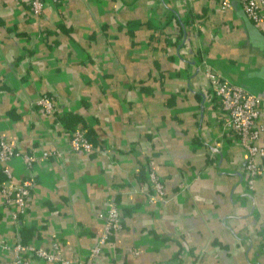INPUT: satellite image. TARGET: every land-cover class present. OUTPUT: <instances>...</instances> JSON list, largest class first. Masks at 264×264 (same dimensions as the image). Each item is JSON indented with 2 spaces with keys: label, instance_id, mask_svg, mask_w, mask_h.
I'll list each match as a JSON object with an SVG mask.
<instances>
[{
  "label": "crops",
  "instance_id": "1",
  "mask_svg": "<svg viewBox=\"0 0 264 264\" xmlns=\"http://www.w3.org/2000/svg\"><path fill=\"white\" fill-rule=\"evenodd\" d=\"M230 3L222 11L220 0H43L35 13L30 0H0V138L50 153L32 163L35 185L16 223L0 163V264L12 255L1 244L17 240L57 242L81 262L110 200L122 226L91 264H264V155L249 187L247 153L196 66L205 60L264 99V22ZM42 94L51 113L35 104ZM68 113L89 127L92 152L69 150L71 131L59 122ZM256 143L264 149V132ZM9 164L23 175L20 156Z\"/></svg>",
  "mask_w": 264,
  "mask_h": 264
},
{
  "label": "built area",
  "instance_id": "2",
  "mask_svg": "<svg viewBox=\"0 0 264 264\" xmlns=\"http://www.w3.org/2000/svg\"><path fill=\"white\" fill-rule=\"evenodd\" d=\"M58 3L59 0H49ZM245 15L253 22H264V0H238ZM32 10L39 13L43 6V0H30ZM230 0H220L222 11L228 9ZM198 69L206 76L216 107L223 111L226 121L223 128L235 134L241 146L245 149L247 156L244 165V174L249 187L254 179L262 172V167L255 161L257 155H264V149L256 143L261 132H264V123L258 122L260 109L264 99L246 88L236 85L225 79L218 71L210 67L205 60H200L196 64ZM35 104L40 106L45 112L53 111L52 98L47 94H42L36 99ZM69 150L73 152L90 153L93 151L92 143L84 135L81 128L71 131L69 137ZM54 153V152H52ZM44 151L42 156L33 153H19L10 144L0 138V163L1 169L6 176V181L1 190L4 193V203L9 207V216L13 222L24 213L27 199L35 185V177L31 170L32 163L43 159L49 155ZM20 156L24 167V173L18 179L14 177V172L10 168L9 162L13 157ZM148 180L150 187L155 191L160 199H164V189L156 173L149 169ZM98 217L102 219V231L87 256L78 263H72L61 255L59 244L54 242L52 247L47 249L34 244H25L17 240L13 245L4 243L1 247L11 250V258L7 264H31L30 256L43 259L47 262L58 264H91L93 258L101 252L102 246L113 231H117L122 226V218L119 206L114 200H110L105 211L99 212Z\"/></svg>",
  "mask_w": 264,
  "mask_h": 264
},
{
  "label": "trees",
  "instance_id": "3",
  "mask_svg": "<svg viewBox=\"0 0 264 264\" xmlns=\"http://www.w3.org/2000/svg\"><path fill=\"white\" fill-rule=\"evenodd\" d=\"M48 95V94H47ZM59 122L64 126L66 127V129H68V131H72L74 130L75 128H81L82 131L84 132V135L87 137V139L92 143L94 144V139L93 137L91 136V132H90V129L89 127L85 124L84 120L78 116L77 114L76 115H70V113L68 114H62L59 118ZM79 122H81L82 124L80 126H78ZM77 126V127H76ZM2 171V169H1ZM3 172V171H2ZM148 174V173H147ZM149 182V180H148Z\"/></svg>",
  "mask_w": 264,
  "mask_h": 264
},
{
  "label": "rangeland",
  "instance_id": "4",
  "mask_svg": "<svg viewBox=\"0 0 264 264\" xmlns=\"http://www.w3.org/2000/svg\"><path fill=\"white\" fill-rule=\"evenodd\" d=\"M8 144H9V143H8ZM11 147H12V146H11ZM13 148H14V147H13ZM14 150L18 151V150H17V149H15V148H14ZM18 152H19V153H25V152H20V151H18Z\"/></svg>",
  "mask_w": 264,
  "mask_h": 264
},
{
  "label": "water",
  "instance_id": "5",
  "mask_svg": "<svg viewBox=\"0 0 264 264\" xmlns=\"http://www.w3.org/2000/svg\"><path fill=\"white\" fill-rule=\"evenodd\" d=\"M197 69H198V67H197Z\"/></svg>",
  "mask_w": 264,
  "mask_h": 264
}]
</instances>
